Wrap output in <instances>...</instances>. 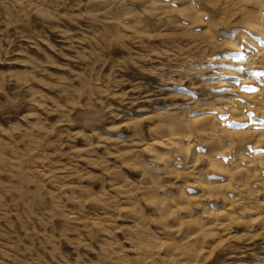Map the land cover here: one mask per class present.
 I'll return each instance as SVG.
<instances>
[{
    "label": "rangeland",
    "instance_id": "obj_1",
    "mask_svg": "<svg viewBox=\"0 0 264 264\" xmlns=\"http://www.w3.org/2000/svg\"><path fill=\"white\" fill-rule=\"evenodd\" d=\"M257 2L0 0V264H264Z\"/></svg>",
    "mask_w": 264,
    "mask_h": 264
},
{
    "label": "bare ground",
    "instance_id": "obj_2",
    "mask_svg": "<svg viewBox=\"0 0 264 264\" xmlns=\"http://www.w3.org/2000/svg\"><path fill=\"white\" fill-rule=\"evenodd\" d=\"M258 2H257V4L259 3V4H261L260 5V7H263V5H264V0H257ZM187 3V2H186ZM256 3V2H255ZM160 13V12H159ZM245 13V12H244ZM256 14V13H255ZM246 15H247V17H249L248 15V13H246ZM254 19H255V17H254ZM257 19H259V18H257ZM262 19V22L264 21L263 20V18H261L260 17V20ZM259 21V20H258ZM264 23V22H263ZM246 24V23H245ZM251 24V23H250ZM260 24V23H259ZM255 25V24H254ZM257 25V24H256ZM248 26V25H247ZM262 26V25H261ZM248 30H249V33H252L253 35H254V37L253 38H256V40H255V42H252V40L248 43L249 44V47H247V46H245V47H243V49L240 47H238L237 49H236V52L238 53V52H240V53H243V54H248V53H250L249 55H252L253 57H255L256 58V56H261V55H264L263 53H264V48H262V49H257L256 48V43H260L261 42V40H263L264 41V31H262L263 30V28L261 29L260 28V26L258 27V25L257 26H251L250 25V27H248ZM254 40V39H253ZM262 41V42H263ZM246 50H247V52H246ZM260 52V54H258ZM239 53V54H240ZM248 55V56H249ZM258 56V57H259ZM250 57V56H249ZM252 57V58H253ZM259 58H261V57H259ZM247 59V58H246ZM241 65V64H240ZM241 67V66H240ZM253 91V90H252ZM253 94V93H252ZM250 95L249 97L252 99V101L253 100H257L258 98L260 99V94H259V92H258V94H253V95ZM249 95V94H248ZM263 96V95H262ZM262 98V97H261ZM249 99V98H248ZM264 102V101H263ZM234 105H235V107H236V104L234 103ZM233 105V106H234ZM259 105V104H258ZM229 106V105H228ZM231 106V105H230ZM233 106H231L230 108H228L227 110H231L229 113H232L233 111H232V109H233ZM258 107V106H257ZM225 108V107H224ZM237 108V107H236ZM226 109V108H225ZM252 109V108H251ZM257 109V108H256ZM264 109V108H263ZM262 109V110H263ZM235 110V109H234ZM238 110V109H237ZM245 110V109H244ZM261 110V109H260ZM261 110V111H262ZM263 112V111H262ZM252 113H253V111H252ZM217 114V113H216ZM254 114H256V113H254ZM263 113H261L260 115H262ZM263 116H264V114H263ZM212 117V119H213V116H211ZM230 117H228V118H226V119H221V120H218L217 122L216 121H214V119L213 120H211V123L208 125V128L206 129V130H208L207 132H212V133H217L222 139H224L223 141H226L225 139L227 138V137H224V136H226L227 135V131L226 130H224L225 128H227V127H229L228 125L230 124ZM243 120V119H242ZM188 121V120H187ZM205 121H207V118H206V120ZM193 122V121H192ZM207 122H209V121H207ZM215 122V123H214ZM198 126V125H197ZM258 126V125H257ZM256 126V127H257ZM258 128V127H257ZM256 130V129H255ZM192 131V130H191ZM199 131H201V130H199ZM203 131V130H202ZM226 131V132H225ZM248 131V130H247ZM198 132V131H197ZM231 132H233V131H231ZM235 133V132H234ZM241 133V132H240ZM243 133V132H242ZM237 134H239V133H237ZM249 135V137L252 139H255L256 140V142L255 143H258V145H259V143H262V142H264V133H261L260 131H251V132H247V134L246 133H243V135ZM229 135H230V133H229ZM172 136H173V134H172ZM166 137V136H165ZM232 137V136H231ZM176 138V137H175ZM158 139V138H157ZM157 139H156V141H157ZM164 140H165V138H163ZM231 139V138H230ZM160 140H162V137H161V139H159L158 141H160ZM168 140V141H167ZM212 140V139H211ZM163 141V140H162ZM166 143L163 141L162 143H165V146L166 147H168V150L170 151V152H172L171 153V156L170 157H172L173 158V156H175V155H173L172 156V154H175V152L177 151L176 150V146H178L177 145V142L175 141V140H173V137L171 138L170 137V134H169V136L166 138ZM241 141V140H240ZM250 141V140H249ZM155 142V141H154ZM215 142H217V140H215ZM159 143V142H158ZM160 143H161V141H160ZM185 143V142H184ZM211 143H214L213 141L212 142H210V144ZM240 143V142H239ZM152 144H153V142H152ZM156 144H157V142H156ZM241 144V146L240 147H237L236 149H235V151H233V152H230V150L229 151H225V150H223V151H221L220 153H218L217 155H212L214 158H212L211 159V166H215L216 164H218V163H220L218 160H219V158H221L223 161H225V162H231L232 161V159L233 158H236V161L239 159V161L241 160H245V163H244V165H246L245 167L246 168H244L245 170L244 171H246V169L249 167V166H251V164L252 163H254V164H256L255 163V161L258 163V162H262V161H264V149H262V150H258L257 149V151L255 150V153L257 154L258 152H260V154H258V155H256V154H254L253 152L254 151H252V150H254L256 147H255V144H253V146L252 145H248L247 147H246V145L244 144V142L242 143H240ZM245 146H244V145ZM154 145V144H153ZM152 145V146H153ZM213 145V144H212ZM258 145H256V146H258ZM263 144H261V146H262ZM157 146V145H156ZM214 146V145H213ZM237 146V145H236ZM165 147V149L167 150V148ZM147 148H148V146H147ZM149 148H151V144H150V147ZM258 148H260V147H258ZM244 153H245V157H242V156H244ZM253 153V154H252ZM243 154V155H242ZM211 156V157H212ZM239 156H240V158H239ZM247 156V157H246ZM168 158H169V156H168ZM168 158H167V160H168ZM170 159L171 158H169V160L167 161L166 160V162H168V164L170 163ZM221 159H220V161H221ZM172 160V159H171ZM183 160V159H182ZM235 160V159H234ZM222 161V162H223ZM183 162H184V160H183ZM171 163H173L172 161H171ZM177 163V162H176ZM175 163V164H176ZM180 163H182V162H180ZM179 163V164H180ZM185 164H187L186 163V160H185ZM189 164V163H188ZM196 164V163H195ZM237 164H238V162H237ZM186 168V167H185ZM190 169V168H193V164L192 165H190V166H188L187 167V169ZM212 168H215V167H212ZM251 168V167H250ZM193 169H195V167L193 168ZM192 169V170H193ZM237 170H239V169H237ZM243 170V169H242ZM219 173H220V171H219ZM249 173V172H248ZM201 174V173H200ZM220 174H222V175H220L221 177H223L224 178V176H225V178L227 179L228 178V174L226 173V171H222ZM255 175V174H254ZM217 178H219V177H217ZM222 178V179H223ZM232 178V177H231ZM226 179H223V180H226ZM260 179H258V181H259ZM224 183V182H223ZM223 183H222V180H220V181H215L214 183H205L206 184V186L203 184V192H205L206 190H209V189H211V184H214V185H218V187L219 186H223ZM226 184H227V182H226ZM230 183H228L227 185H229ZM245 188V187H244ZM199 189H201V188H199ZM230 189V188H229ZM201 190V191H202ZM202 192V193H203ZM213 192V191H212ZM204 197V196H203ZM233 200H234V197H232V198H230L228 201H229V203H230V205H232V203H233ZM236 200V199H235ZM234 200V201H235ZM238 203V202H237ZM235 204V203H234ZM236 205V204H235ZM220 213V212H219ZM222 213V212H221ZM205 214H207L206 216L209 218L210 216H216L215 215V212H213V211H211V209L210 210H206L205 211ZM218 216L220 217V215L218 214ZM221 216H222V214H221ZM216 219H217V217H216ZM194 220V219H193ZM204 221V220H203ZM220 225V224H219ZM224 225V224H223ZM217 227V226H216ZM220 227V226H219ZM209 228V227H208ZM211 228V227H210ZM204 229V228H203ZM211 230V229H210Z\"/></svg>",
    "mask_w": 264,
    "mask_h": 264
},
{
    "label": "snow or ice",
    "instance_id": "obj_3",
    "mask_svg": "<svg viewBox=\"0 0 264 264\" xmlns=\"http://www.w3.org/2000/svg\"><path fill=\"white\" fill-rule=\"evenodd\" d=\"M261 15H264V13H261ZM229 35H234V33H232V32H230V33H228ZM222 35H223V33H222ZM240 44H241V47H243L244 46V42H239ZM261 123H264V121H262ZM239 127H246L247 126V124L246 123H241V124H239L238 125Z\"/></svg>",
    "mask_w": 264,
    "mask_h": 264
}]
</instances>
